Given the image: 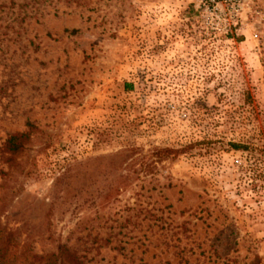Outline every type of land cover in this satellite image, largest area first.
<instances>
[{"label": "rangeland", "instance_id": "1", "mask_svg": "<svg viewBox=\"0 0 264 264\" xmlns=\"http://www.w3.org/2000/svg\"><path fill=\"white\" fill-rule=\"evenodd\" d=\"M244 89L264 126V0H0L3 247L264 264V165L226 145Z\"/></svg>", "mask_w": 264, "mask_h": 264}, {"label": "trees", "instance_id": "2", "mask_svg": "<svg viewBox=\"0 0 264 264\" xmlns=\"http://www.w3.org/2000/svg\"><path fill=\"white\" fill-rule=\"evenodd\" d=\"M242 97H243V105L241 110L245 111L249 117L246 119V121L240 123L234 121V119L236 118L233 119V117H231L232 113L231 114L229 112L225 113V115H227V117H229L232 120L231 126L233 128L232 132H234L233 138L229 139L226 145L231 150L249 153L254 159V166H259L257 165L259 163L260 164L262 163L264 165V126L258 124V118H259L258 106L256 105V101L249 89L243 90ZM237 109H239V107ZM247 122L251 126L250 129L246 128V125H248ZM23 138L24 136L20 135V136H13L8 139L7 146L10 153L18 154L20 152L21 141ZM1 237L2 234L0 232V238ZM64 254L66 255L65 257H63ZM67 257H71L72 259H75L74 256L69 255L67 250L62 249L59 252V255L57 256L51 255L45 257L44 264H70L68 262L66 263L65 261L67 260ZM34 260L28 261L27 257L20 258V257H16L15 255H9L7 247L6 248L3 247V243L0 241V264H39L37 262V258H35Z\"/></svg>", "mask_w": 264, "mask_h": 264}]
</instances>
